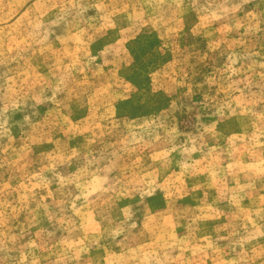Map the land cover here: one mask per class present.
Returning a JSON list of instances; mask_svg holds the SVG:
<instances>
[{
  "label": "rangeland",
  "instance_id": "obj_1",
  "mask_svg": "<svg viewBox=\"0 0 264 264\" xmlns=\"http://www.w3.org/2000/svg\"><path fill=\"white\" fill-rule=\"evenodd\" d=\"M0 264H264V0H0Z\"/></svg>",
  "mask_w": 264,
  "mask_h": 264
}]
</instances>
